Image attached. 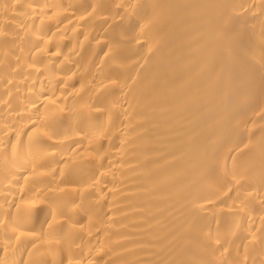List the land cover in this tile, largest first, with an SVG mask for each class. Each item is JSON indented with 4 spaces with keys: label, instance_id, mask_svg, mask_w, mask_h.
Returning <instances> with one entry per match:
<instances>
[{
    "label": "bare ground",
    "instance_id": "obj_1",
    "mask_svg": "<svg viewBox=\"0 0 264 264\" xmlns=\"http://www.w3.org/2000/svg\"><path fill=\"white\" fill-rule=\"evenodd\" d=\"M0 264H264V0H0Z\"/></svg>",
    "mask_w": 264,
    "mask_h": 264
}]
</instances>
